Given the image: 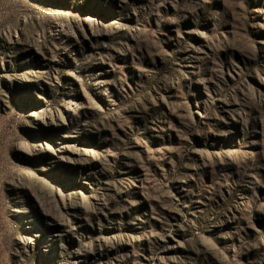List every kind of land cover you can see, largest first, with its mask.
<instances>
[{
	"label": "rangeland",
	"instance_id": "rangeland-1",
	"mask_svg": "<svg viewBox=\"0 0 264 264\" xmlns=\"http://www.w3.org/2000/svg\"><path fill=\"white\" fill-rule=\"evenodd\" d=\"M0 264H264V0H0Z\"/></svg>",
	"mask_w": 264,
	"mask_h": 264
}]
</instances>
